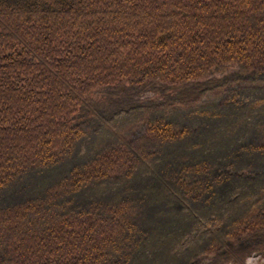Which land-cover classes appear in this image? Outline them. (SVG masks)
Returning <instances> with one entry per match:
<instances>
[{
	"label": "trees",
	"instance_id": "trees-1",
	"mask_svg": "<svg viewBox=\"0 0 264 264\" xmlns=\"http://www.w3.org/2000/svg\"><path fill=\"white\" fill-rule=\"evenodd\" d=\"M257 250L264 0H0V264Z\"/></svg>",
	"mask_w": 264,
	"mask_h": 264
},
{
	"label": "rangeland",
	"instance_id": "rangeland-1",
	"mask_svg": "<svg viewBox=\"0 0 264 264\" xmlns=\"http://www.w3.org/2000/svg\"><path fill=\"white\" fill-rule=\"evenodd\" d=\"M237 67L233 64L227 65L225 66L222 71L220 72H212L210 73L207 77L205 78H211V77H221L222 75L228 74L232 71H234ZM152 94L150 92H148L147 94H145L144 96L149 97ZM226 95V91H222L220 93L217 94H207L202 96L201 98H199L196 102H194L195 105H218L222 99L225 97ZM145 130V124L143 121H138L136 123H134L132 126H130L126 131L122 132L121 135L124 139L129 140V141H133L136 138H138L139 136H141L143 134ZM117 143V141H113L112 144ZM259 251V252H258ZM253 253H259V255H255V256H251V260L247 263V264H264V251L261 250H257L254 251ZM251 253V254H253ZM250 254V255H251ZM250 255H248L247 257H249ZM246 257V258H247ZM245 258V260H246ZM244 260V261H245ZM225 264H230V262H227Z\"/></svg>",
	"mask_w": 264,
	"mask_h": 264
},
{
	"label": "built area",
	"instance_id": "built-area-1",
	"mask_svg": "<svg viewBox=\"0 0 264 264\" xmlns=\"http://www.w3.org/2000/svg\"><path fill=\"white\" fill-rule=\"evenodd\" d=\"M255 255L260 256L259 253H253V254H251L249 257L246 258V260L244 261V263L247 264V263L251 260V258H252L251 256H255ZM260 257H261V256H260Z\"/></svg>",
	"mask_w": 264,
	"mask_h": 264
},
{
	"label": "bare ground",
	"instance_id": "bare-ground-1",
	"mask_svg": "<svg viewBox=\"0 0 264 264\" xmlns=\"http://www.w3.org/2000/svg\"><path fill=\"white\" fill-rule=\"evenodd\" d=\"M245 260V259H244Z\"/></svg>",
	"mask_w": 264,
	"mask_h": 264
}]
</instances>
